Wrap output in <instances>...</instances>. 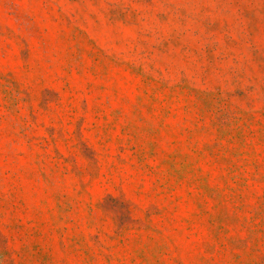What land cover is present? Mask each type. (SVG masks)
I'll use <instances>...</instances> for the list:
<instances>
[{
    "label": "rangeland",
    "instance_id": "rangeland-1",
    "mask_svg": "<svg viewBox=\"0 0 264 264\" xmlns=\"http://www.w3.org/2000/svg\"><path fill=\"white\" fill-rule=\"evenodd\" d=\"M0 264H264V0H0Z\"/></svg>",
    "mask_w": 264,
    "mask_h": 264
}]
</instances>
